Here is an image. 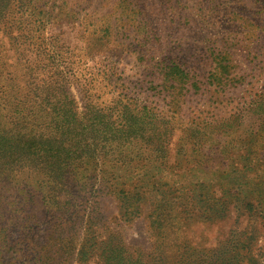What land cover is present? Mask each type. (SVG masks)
Wrapping results in <instances>:
<instances>
[{
    "label": "rangeland",
    "instance_id": "374dc122",
    "mask_svg": "<svg viewBox=\"0 0 264 264\" xmlns=\"http://www.w3.org/2000/svg\"><path fill=\"white\" fill-rule=\"evenodd\" d=\"M4 26L23 44L0 29L6 102L21 95L43 28L66 60L60 69L75 74L68 88L80 111L84 100L98 112L121 100L137 128L100 143L88 197L73 180L75 197L55 191L48 201L28 182L9 255L264 264V0H0Z\"/></svg>",
    "mask_w": 264,
    "mask_h": 264
},
{
    "label": "trees",
    "instance_id": "16d2710c",
    "mask_svg": "<svg viewBox=\"0 0 264 264\" xmlns=\"http://www.w3.org/2000/svg\"><path fill=\"white\" fill-rule=\"evenodd\" d=\"M0 29L5 30L14 42L23 45L15 40L20 35L14 34V28L4 26ZM32 37L35 35L29 36L28 45H34ZM37 39L35 61L28 60V73L23 75L24 80H20L23 83L18 86L21 92L18 100L9 104L6 102L9 98L0 96L4 98V101L0 100L3 110L0 112V177L3 178L0 180V217L8 220L4 226L0 221V236L3 235L0 238V264H22L25 257L21 249L12 251V255L9 251L15 244L19 245L17 241L21 239L17 237L10 241L11 235L18 232L12 229L19 230L25 225L23 200L26 198L22 199L21 195L28 182H33L48 200L54 197L55 191H65L72 197L74 193L69 191V186L74 180L85 194L83 196L88 197L93 183H99V168L94 170L90 166L100 157L96 155L100 143L106 142L109 136L132 135L137 130L135 122L131 121L135 115L128 111L130 119L127 121L125 110L128 106L121 100L111 101L122 107L116 106L112 112L105 109L98 112V107L84 100L80 111L78 101L68 88L75 77L73 70L60 69L66 60L43 28ZM71 65L68 59L67 66ZM143 110L149 114L146 108ZM17 211L21 215H11ZM13 243L14 247L10 246Z\"/></svg>",
    "mask_w": 264,
    "mask_h": 264
}]
</instances>
